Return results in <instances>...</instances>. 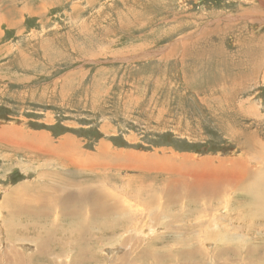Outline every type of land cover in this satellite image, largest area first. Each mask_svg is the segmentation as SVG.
<instances>
[{
  "label": "rangeland",
  "instance_id": "374dc122",
  "mask_svg": "<svg viewBox=\"0 0 264 264\" xmlns=\"http://www.w3.org/2000/svg\"><path fill=\"white\" fill-rule=\"evenodd\" d=\"M252 43L264 45L263 0H0V255L37 250L29 233L5 230L97 233L120 221L122 236L88 264H132L141 244L172 248L160 264H263L264 221L246 202L264 172V48ZM178 156L224 164L169 169ZM150 158L158 171L133 165ZM236 159L256 181L194 213L179 190H161L182 176H241ZM26 197L29 214L16 201ZM60 243L62 254L46 244L45 264H73L72 239Z\"/></svg>",
  "mask_w": 264,
  "mask_h": 264
},
{
  "label": "bare ground",
  "instance_id": "6f19581e",
  "mask_svg": "<svg viewBox=\"0 0 264 264\" xmlns=\"http://www.w3.org/2000/svg\"><path fill=\"white\" fill-rule=\"evenodd\" d=\"M263 2H264V0H263ZM255 9H257L256 6L254 7V10ZM244 15L246 17L249 16V14H244ZM174 27H176V26H174ZM256 47H258V49H262L263 50L264 45L261 44V45H257ZM259 51H261V50H259ZM263 54H264V52H263ZM3 133H5V132H3ZM181 157L182 156H178L177 158H174L173 160L175 162L180 161L182 165L169 166V169L170 168H172V169L176 168L175 171H181V172L184 171V173H186L188 171H195L196 168H199L200 172L203 171V173L204 172L205 173H209L211 171L213 172V171L218 170L217 168H221L223 166V164H224V162H222V163H219V164H216V165H212L208 160L204 161V162H196V164H195V162H191V161H189V163H187V160L189 158L186 157V156H183L184 158H181ZM90 161H92V160H90ZM193 161H195V160H193ZM155 163L156 162H154L150 158V160L147 161V162L137 161L136 164H133V165L135 167H137V168L142 169L144 172H147V171H150V170L152 172V171H154L153 169H156V171H158V168L155 166ZM231 163L236 164L235 167L233 166L234 169L232 171L235 172V173L236 172L240 173L241 176L233 178V177L230 176L231 174H227V175L223 174L222 176L218 177V175L216 174V177H214L213 180H210L209 177H207V175H208L207 174L205 177L203 175L200 176V178L204 177L202 180H198V178H199L198 177L199 175H198L197 176L198 178L194 179L193 181H189L186 178V176H182L178 180L177 179H172L171 181L167 182V184H165V185L163 184L164 186L162 185L161 190H163L165 188H169L171 186H173L175 189L179 190L181 196L186 199V203H188L189 206H193V209L191 211H192V213H194V210L197 209V206L199 205V203L202 200L203 201L204 200H208L207 198H209L210 199L209 201H214L215 199H217L218 197L221 196V194L223 193L224 189L228 185H230L231 187H233L235 189L236 188H240V187L243 188V186H242V184L244 183L242 181L243 178L250 176L252 178L251 180H254V181H256V179L258 178L257 181L255 182V184H251L252 186L256 185L255 186V190L253 191V194L251 193L252 197L249 196L250 198H253V200H248L246 202L247 203L250 202V204H252V202L256 200L257 206H259V209L256 208V215H255L256 217L255 218H258V220H259V221H257V223H261V221H264V172L261 173V174L259 172V174H256L258 177L255 178L254 175L250 172V168L245 163H243L242 160H237V159L236 160H232ZM166 170H168V169H166ZM259 171H260V169H259ZM169 174L170 173H168V172L166 173V175H169ZM224 176H226V177H224ZM138 181H140V180H138ZM131 182L135 183L133 181H131ZM136 185L139 186L140 184L136 183ZM78 194L79 193L77 192L75 194V197L78 196ZM176 196H177V194H176ZM179 196H177L175 198H179ZM247 197H248V195H247ZM82 198H83V196L81 197V199ZM173 198H174V196H173ZM201 198H203V199H201ZM30 199H32V198L31 197L30 198L26 197V198H23V200L21 202L16 200L17 201V205H18L19 209L22 212H27L28 214L32 212L31 209L27 210V206L23 203L24 201H27V200H30ZM172 204L174 205L175 203L173 202ZM190 204H192V205H190ZM126 206H127V204H126ZM38 211H39V213H38L36 218L39 221H41L44 218H46L44 216V212H45L44 209H41V208L38 207ZM33 213H34V218H35V216H36L35 213H37V211L33 210ZM240 214L241 213L237 212V216L239 217V219H241V215H243V214H241V215ZM32 216H33V214L30 217H28V218H31ZM262 217H263V219H262ZM35 226L36 227H34L33 230H5L3 232V233H5V235L7 233L6 236H8V237H11L12 234H13L14 237H16V240H20V241L23 240V239L21 240L20 236L25 235L26 233H29L32 236V242L37 247V250H36V252H34V254L32 252V254H30L26 258L24 255H22V253H21L22 251L21 252H20V250L16 251V249H13V251H11L10 249H7V247H6V249H3L4 254H2L4 258L0 255V264H4V262L7 263V264H25V263H27L25 261L26 260L28 261V258H29V261H28L29 264L30 263H32V264H45L44 263V261H45L44 259L46 257V253H47L45 251L46 244L52 242L54 248L58 249V250H61V254H62L65 251V248L60 243V240H65V239H66V241H68L70 239H72V241H73V245H72V247H70V249L72 248L71 249L72 253H74L73 256L71 257L73 264L74 263L86 264L87 261H97V260L99 261V259H97L98 247L99 246H96V245H99V244L103 243V241L106 239V237L108 235H110L112 237L115 236L113 240H116L118 237L122 236V234H120V232L124 231V230H118L119 228H123V225L120 223V221H116V222H114L112 224V227H113L114 230H97L98 231L97 233H93V232H91L89 230H80L79 225H77V223L72 225L74 230H60V231H57V230H49V229H51V226H49L48 229L47 228L45 229V227L41 228V226L39 224H36ZM99 228H103V226H100ZM232 230H234V228ZM248 232L251 233V230H246V233H248ZM55 234H57L60 238L59 239L53 238V235H55ZM94 235L97 238V242L91 244V243H88V242L85 241L86 239L92 238ZM223 236H224L226 242H228V233H226V231H224ZM238 240H240V238H238ZM7 242H9V240ZM10 243H13V242L11 241ZM152 243H154V241ZM177 245H179L180 247H183L184 246V242L182 241V242L178 243ZM150 246H151V244H149V245L141 244L140 247L137 246L136 249L138 250V253L135 250H133L132 253H131L132 254V258H133L132 259V264H149V263L150 264H160L156 260V257H157L156 253L157 252L158 253H171L172 252V248L169 247L168 249L162 248V249H159V250H153L152 253L153 254L155 253V254L154 255H150V253L145 249V248L150 247ZM246 246H247V244H246ZM118 247H124V245H118L117 248ZM255 249L256 250L252 249L251 247L250 248L246 247L245 248V253L249 254V256H253V257L255 255L257 256L258 253H260L259 252L260 248H255ZM140 252H141V254H140ZM10 253H11V255H10ZM92 254H94V256H92ZM178 254L182 257V256L186 255V252H184V250H183V251L179 252ZM261 256H262L263 261H264V254H262ZM93 257H94V259H93ZM57 258L58 257H55V260ZM48 261L50 262L49 264H51V263L54 264L52 259L48 260ZM62 263H65V262H62ZM257 264H259V263H257ZM263 264H264V262H263Z\"/></svg>",
  "mask_w": 264,
  "mask_h": 264
},
{
  "label": "crops",
  "instance_id": "0c3cea01",
  "mask_svg": "<svg viewBox=\"0 0 264 264\" xmlns=\"http://www.w3.org/2000/svg\"><path fill=\"white\" fill-rule=\"evenodd\" d=\"M255 41H253V43H254ZM252 43V48H254V50L257 48L258 49V47H256L257 46V43L256 44H253ZM258 53V52H257ZM259 54V53H258ZM254 55H257V54H254ZM255 60V58L252 60V61H254ZM128 155H131V153H128Z\"/></svg>",
  "mask_w": 264,
  "mask_h": 264
}]
</instances>
